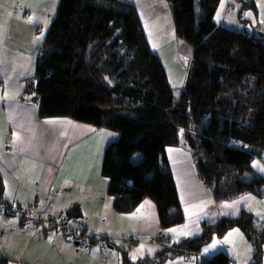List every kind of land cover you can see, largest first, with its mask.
Listing matches in <instances>:
<instances>
[{
  "label": "trees",
  "instance_id": "1",
  "mask_svg": "<svg viewBox=\"0 0 264 264\" xmlns=\"http://www.w3.org/2000/svg\"><path fill=\"white\" fill-rule=\"evenodd\" d=\"M235 1L240 17L242 9L252 6L251 0ZM166 2L176 36L193 48L178 94L148 44L136 6L126 0H59L44 36L45 49L22 86L38 119L73 118L119 133L104 146L101 169L113 206L126 212L150 198L161 228L184 221L168 181L166 145L189 151L216 201L245 192L264 195V177L250 165L264 147V37L216 23L220 0ZM137 151L141 157L134 162ZM3 188L0 176V209L13 214L18 207L4 197ZM201 226L199 237L175 244L162 240L152 257L130 262L123 255L122 264H162L186 251L196 255L197 264H227L221 251L198 254L213 235L232 226L252 243L249 264H262L264 219L242 211ZM0 264L7 259L0 257Z\"/></svg>",
  "mask_w": 264,
  "mask_h": 264
},
{
  "label": "crops",
  "instance_id": "2",
  "mask_svg": "<svg viewBox=\"0 0 264 264\" xmlns=\"http://www.w3.org/2000/svg\"><path fill=\"white\" fill-rule=\"evenodd\" d=\"M58 1L0 0V176L4 197L18 207L13 214L0 209V225L58 213L89 224L96 238L83 249L82 242H75L64 229L30 222L23 230L4 228L0 257L8 264H122L123 255L134 262L160 250L163 245L150 241L153 236L175 244L199 237L203 222L214 223L220 216L235 217L242 211L264 219V195L245 192L216 201L199 178L192 155L182 145H166L164 150L175 206L184 214L182 223L161 228L150 198L126 212L114 208L113 196L107 192L108 177L101 170L103 148L114 140L111 129L73 118L38 119L36 106L22 88L23 80L34 74L40 56L36 39L42 34L44 41L46 18L53 16ZM126 1L136 6L148 44L162 61L168 81L173 69L165 62H186L183 87L193 48L176 36L166 0ZM251 1L252 6L242 9L240 17L237 1L220 0L215 22L238 31L257 29L264 37V0ZM192 8L199 13L195 2ZM16 91L24 97H18ZM250 165L264 177V147ZM129 237L135 241L125 242ZM218 251L231 257L233 264H249L253 246L238 226H232L221 236L213 235L198 256L209 257ZM162 264H197V259L195 254L184 252Z\"/></svg>",
  "mask_w": 264,
  "mask_h": 264
},
{
  "label": "rangeland",
  "instance_id": "3",
  "mask_svg": "<svg viewBox=\"0 0 264 264\" xmlns=\"http://www.w3.org/2000/svg\"><path fill=\"white\" fill-rule=\"evenodd\" d=\"M39 3V2H38ZM197 10H198V6H197ZM51 20H52V17L47 19L46 18V26H45V31L43 34L46 33L47 29L49 28L50 26V23H51ZM37 35L40 36V31L37 32ZM39 43V44H38ZM36 44L37 46L39 45V47L36 46V52H39V48L41 47V50L45 49V45H44V42H43V39H42V34H41V39L40 37H37L36 39ZM42 45V46H41ZM165 66L168 68V69H173V72L170 74V79H169V84L171 85L172 89H173V92L175 94H178L182 88V79L184 77V75L186 74L185 73V68H186V62L184 61H180V62H177V63H174L173 62H165ZM188 67V66H187ZM35 71V70H34ZM16 95L19 97H24V95L22 94V92H19V91H16L15 92ZM30 97V96H29ZM118 113L122 114V115H127V114H124V112H122L121 110L118 111ZM113 136H114V140H117L119 138V133L116 131V130H111ZM141 157V152H135L132 156V160L135 162L137 161L139 158ZM1 213V211H0Z\"/></svg>",
  "mask_w": 264,
  "mask_h": 264
},
{
  "label": "bare ground",
  "instance_id": "4",
  "mask_svg": "<svg viewBox=\"0 0 264 264\" xmlns=\"http://www.w3.org/2000/svg\"><path fill=\"white\" fill-rule=\"evenodd\" d=\"M198 10H199V8H198ZM42 51H43V49L41 50L40 55H41ZM110 84H111V82H110ZM40 225L41 226H44L43 224H40ZM4 228L2 230V233L4 231ZM86 229H87V231H86ZM64 230H65V234L66 233L67 234L70 233L71 236L74 237L75 242H78V243L82 242V244L84 246L83 249L88 248V246L92 243L89 240V238H96V235L93 232V230H92V228H91V226L89 224H86V223H84L82 221H78V220H76L74 218H71L70 220H68V218H66V224H65ZM2 233L0 234V236L2 235ZM77 233L80 234L81 236H78L77 237L76 236ZM152 238H157V242H155V243L160 244V245L161 244L163 245V243L161 242L159 236H153ZM152 238L150 239V241H153ZM126 241L132 243L135 240L133 238L129 237L127 239L125 238V242ZM188 254L189 253H187V251H186V255H188ZM230 259L232 260L231 257H228L227 256V264H230L229 263V260ZM7 264H8V260H7ZM231 264H233V260H232V263Z\"/></svg>",
  "mask_w": 264,
  "mask_h": 264
},
{
  "label": "built area",
  "instance_id": "5",
  "mask_svg": "<svg viewBox=\"0 0 264 264\" xmlns=\"http://www.w3.org/2000/svg\"><path fill=\"white\" fill-rule=\"evenodd\" d=\"M257 28V27H256ZM255 35L260 36L258 34L257 29H255ZM30 205L34 206L35 204L30 200ZM36 223V224H43L44 226H53V227H58L64 229L65 224H66V217L61 216V214L58 213H47V214H39V215H33L29 216L25 219H22L20 221L12 222L6 225H0V234L2 233V230L4 227H8L11 230H23L24 226L27 223ZM87 231V229H86ZM154 242H157V238H152ZM84 246L82 245L81 248ZM229 263H232V260H229Z\"/></svg>",
  "mask_w": 264,
  "mask_h": 264
},
{
  "label": "snow or ice",
  "instance_id": "6",
  "mask_svg": "<svg viewBox=\"0 0 264 264\" xmlns=\"http://www.w3.org/2000/svg\"><path fill=\"white\" fill-rule=\"evenodd\" d=\"M170 231H173V232H175L176 230L175 229H171ZM185 235H187V233H185ZM206 251H207V249H206ZM136 257L135 256H133V259H135Z\"/></svg>",
  "mask_w": 264,
  "mask_h": 264
},
{
  "label": "clouds",
  "instance_id": "7",
  "mask_svg": "<svg viewBox=\"0 0 264 264\" xmlns=\"http://www.w3.org/2000/svg\"><path fill=\"white\" fill-rule=\"evenodd\" d=\"M25 219V218H24ZM20 221V220H19ZM16 222V221H15Z\"/></svg>",
  "mask_w": 264,
  "mask_h": 264
}]
</instances>
